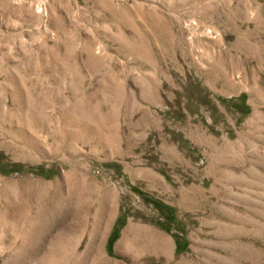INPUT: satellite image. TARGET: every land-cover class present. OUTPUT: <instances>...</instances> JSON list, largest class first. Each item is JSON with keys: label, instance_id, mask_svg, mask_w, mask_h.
Listing matches in <instances>:
<instances>
[{"label": "rangeland", "instance_id": "obj_1", "mask_svg": "<svg viewBox=\"0 0 264 264\" xmlns=\"http://www.w3.org/2000/svg\"><path fill=\"white\" fill-rule=\"evenodd\" d=\"M260 116L264 0H0V264H264Z\"/></svg>", "mask_w": 264, "mask_h": 264}, {"label": "bare ground", "instance_id": "obj_2", "mask_svg": "<svg viewBox=\"0 0 264 264\" xmlns=\"http://www.w3.org/2000/svg\"><path fill=\"white\" fill-rule=\"evenodd\" d=\"M255 90V89H254ZM255 92V91H254ZM255 93H257V90H256V92ZM259 94V93H258ZM255 95H257V94H255ZM260 98V97H259ZM258 98V99H259ZM261 101V100H260ZM257 113H258V111L257 112H255V115H257ZM262 119H264V116H260ZM119 246V245H118ZM119 250V249H118ZM163 252H162V254L165 256V254H164V250H162ZM166 253V252H165ZM165 259H166V263L167 264H182L183 262H184V258L183 257H181V258H174L172 255H170L168 258L165 256L164 257Z\"/></svg>", "mask_w": 264, "mask_h": 264}, {"label": "trees", "instance_id": "obj_3", "mask_svg": "<svg viewBox=\"0 0 264 264\" xmlns=\"http://www.w3.org/2000/svg\"><path fill=\"white\" fill-rule=\"evenodd\" d=\"M113 240H114V237L108 240V243H107L108 248L111 247Z\"/></svg>", "mask_w": 264, "mask_h": 264}]
</instances>
